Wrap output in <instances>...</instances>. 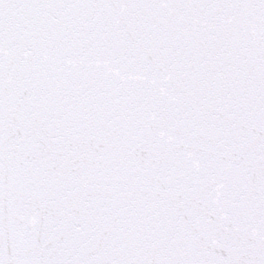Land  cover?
Segmentation results:
<instances>
[{"label":"snow or ice","instance_id":"6c2138e0","mask_svg":"<svg viewBox=\"0 0 264 264\" xmlns=\"http://www.w3.org/2000/svg\"><path fill=\"white\" fill-rule=\"evenodd\" d=\"M0 264H264V0H0Z\"/></svg>","mask_w":264,"mask_h":264}]
</instances>
